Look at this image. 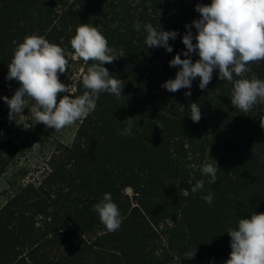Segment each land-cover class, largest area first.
Here are the masks:
<instances>
[{"label": "trees", "instance_id": "trees-1", "mask_svg": "<svg viewBox=\"0 0 264 264\" xmlns=\"http://www.w3.org/2000/svg\"><path fill=\"white\" fill-rule=\"evenodd\" d=\"M197 4L211 0H0V118L9 112L3 97L11 99L20 87L7 79L8 64L28 35L71 51L78 25H93L123 52L104 67L125 83L120 98L100 94L73 143L59 144L40 179L0 209V264H225L231 252L226 230L264 213V103L247 113L235 108L233 85L219 79L218 69L207 90L199 88V77L191 89L173 93L161 87L179 70L169 62L177 54L185 58L182 37L185 25L200 18ZM146 23L178 33L169 40L171 53L145 45ZM191 31L195 36L194 26ZM92 63L80 60V75ZM249 66L248 78L255 73L264 80V60ZM84 91L77 79L72 97ZM192 102L200 106L198 123L190 118ZM130 117L134 136L120 135ZM18 154L0 128V177L17 166ZM214 161L219 169L210 185L200 169ZM201 179L203 190L192 193ZM209 191L211 205L203 199ZM105 193L124 217L115 232L92 210Z\"/></svg>", "mask_w": 264, "mask_h": 264}, {"label": "clouds", "instance_id": "clouds-1", "mask_svg": "<svg viewBox=\"0 0 264 264\" xmlns=\"http://www.w3.org/2000/svg\"><path fill=\"white\" fill-rule=\"evenodd\" d=\"M195 11L200 18L186 24L188 31L182 37L186 51L177 54L170 62V67L179 66L174 79H168L161 87L169 92L182 88L191 89L192 81L200 78L199 88L207 90L214 69H218L219 79L233 85L231 104L241 112H249L257 103H264V80L257 78L249 66L264 60V0H211V4H197ZM196 29L193 36L192 27ZM113 28L118 24L114 23ZM134 29L139 32L141 24L136 22ZM147 33L145 45L148 48L163 47L171 53L173 48L169 40H175L176 31H164L153 27L151 23L143 25ZM121 31L125 29L121 28ZM195 39V43H193ZM71 51L60 45L49 42L45 37L32 34L25 36L23 42L14 49L11 62L8 64L7 79L16 80L20 87L9 99L3 97L9 106V120L23 116L27 100L34 101L30 109L35 123H42L48 128L60 131L77 121H82L92 114L102 92L122 96L125 83L114 78L104 67L123 56V52L109 46L107 38L90 24H79L75 35L70 39ZM195 53L199 59L193 62L191 55ZM69 59L83 60L85 64L94 61L87 67L86 73H73V81L82 79L86 91L73 98L60 93H69L68 87L59 79L65 73ZM238 77V79H234ZM191 96V91L184 93ZM190 118L194 123L201 119L200 106L189 104ZM126 127L119 132L123 136H134L132 131L133 118L124 121ZM260 126L264 128V115L260 117ZM210 151V149H209ZM214 160V159H213ZM215 162V161H214ZM217 163H204L200 169L203 176L209 177L208 184L217 181ZM205 181H196L191 192L202 191ZM209 205L214 194L203 196ZM94 212L99 216L109 232H115L124 220L118 205L112 200L110 193H105L100 202L93 205ZM230 236L231 252L225 264H264V213H253L250 218H241L235 228L226 230ZM196 250L187 254L194 258Z\"/></svg>", "mask_w": 264, "mask_h": 264}, {"label": "rangeland", "instance_id": "rangeland-1", "mask_svg": "<svg viewBox=\"0 0 264 264\" xmlns=\"http://www.w3.org/2000/svg\"><path fill=\"white\" fill-rule=\"evenodd\" d=\"M81 71L79 61L68 63L61 82L68 87L69 93H60L57 97L58 100L64 95L72 96L77 79L73 81L70 77L73 73L80 75ZM26 100L27 108L23 110V116L9 120L8 112L0 118L1 133L10 137L19 148L17 166H11L0 177V209L27 183L40 179L50 155L59 144L71 145L81 124V121H77L60 131H55L42 123H35L30 112L34 101L30 98H26ZM19 170L21 172L16 174ZM127 193L132 195L131 190H128Z\"/></svg>", "mask_w": 264, "mask_h": 264}]
</instances>
